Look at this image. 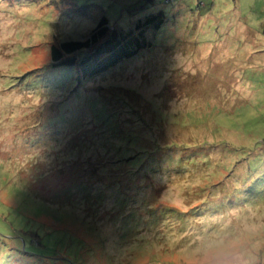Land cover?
Instances as JSON below:
<instances>
[{
	"label": "rangeland",
	"instance_id": "rangeland-1",
	"mask_svg": "<svg viewBox=\"0 0 264 264\" xmlns=\"http://www.w3.org/2000/svg\"><path fill=\"white\" fill-rule=\"evenodd\" d=\"M64 2L0 0V264H264V0ZM159 14L115 68L41 78Z\"/></svg>",
	"mask_w": 264,
	"mask_h": 264
},
{
	"label": "trees",
	"instance_id": "trees-1",
	"mask_svg": "<svg viewBox=\"0 0 264 264\" xmlns=\"http://www.w3.org/2000/svg\"><path fill=\"white\" fill-rule=\"evenodd\" d=\"M2 1L9 5L23 2H37V0ZM62 1H65L64 7H70L71 4L68 3V0ZM162 23L161 14L149 15L145 17L143 22L138 21L133 30L123 33L111 27L107 18L102 16L96 27L91 30L88 37L84 40L61 41L51 46L49 52L50 65L48 68H44L47 71L44 74L47 75L49 72L52 74L66 72L69 73V77L73 75L79 78V80L84 79L87 81L95 78L109 69L115 68L123 61L135 57L145 47L140 41L145 32L149 29H159ZM38 78L39 76L32 77L35 80ZM41 78L49 79V76Z\"/></svg>",
	"mask_w": 264,
	"mask_h": 264
}]
</instances>
